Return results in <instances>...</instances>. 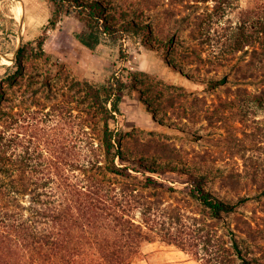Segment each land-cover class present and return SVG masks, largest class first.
<instances>
[{"label": "rangeland", "instance_id": "obj_1", "mask_svg": "<svg viewBox=\"0 0 264 264\" xmlns=\"http://www.w3.org/2000/svg\"><path fill=\"white\" fill-rule=\"evenodd\" d=\"M102 1L114 24L131 19L149 28L117 41L105 36L91 50L74 36L86 29L75 12L35 35L17 6L23 12V4L40 8L44 0H0V76L27 47L22 73L4 83L0 106V214L6 168L24 183L28 172L57 165L83 176L88 140L100 148L103 134L85 86L116 73L132 84L111 122L122 133L124 159L116 162L129 173L100 177L119 199L132 200L134 220L154 227L155 240L143 243L137 264H204L203 240L230 248L232 232L243 254L264 264V54L261 40L239 38L243 13L256 15V0H235L231 12L215 0ZM44 31L49 60L35 49ZM224 76L226 83L210 86ZM195 178L226 201H246L214 218L190 193ZM18 196L30 199L27 191Z\"/></svg>", "mask_w": 264, "mask_h": 264}, {"label": "trees", "instance_id": "obj_2", "mask_svg": "<svg viewBox=\"0 0 264 264\" xmlns=\"http://www.w3.org/2000/svg\"><path fill=\"white\" fill-rule=\"evenodd\" d=\"M46 1L51 13L49 24L53 28L57 27L64 14L75 12L78 15L86 29L74 36L91 50H95L105 36L117 41L129 32H142L145 27L149 28L131 19L114 24L108 15V6L102 0ZM215 1L228 12L234 10L235 0ZM256 3V15L250 11L243 13L240 26L244 32L239 38L248 44L261 40L264 54V0H256ZM248 24L255 27L249 34L246 33ZM47 37L44 31L36 38L35 49L49 60L50 54L44 50ZM172 41L170 38L169 43ZM26 49L23 44L13 63L7 65L0 76V106L6 97L4 83L13 85L22 73ZM226 82L227 77L224 76L211 80L209 84L214 87ZM131 90V82L116 73H112L106 83H86V96L101 114L103 134L100 148L95 147L94 140H88L89 153L80 179L57 165L47 170L28 172L30 175L24 183L22 174L5 169V203L0 214V264H137L144 255L143 243L155 240L154 227L148 224L150 220L142 223L134 220L127 212V204L129 206L132 200L119 199L113 185L100 177L105 172L129 173L127 165L116 162L117 158L124 159L122 133L113 128L111 122H117V117L122 115L121 101ZM260 96L264 97V91ZM99 149L101 153L95 154ZM25 191L30 197L28 203H23L18 196ZM190 193L218 219L246 201V198L237 202L226 201L206 189L200 178L192 180ZM230 241L231 247L227 248L211 238L203 240L202 248L209 253L201 257L204 264H231L233 257L239 259V264H254L252 258L243 254L233 232ZM209 246L211 248L207 249Z\"/></svg>", "mask_w": 264, "mask_h": 264}, {"label": "crops", "instance_id": "obj_3", "mask_svg": "<svg viewBox=\"0 0 264 264\" xmlns=\"http://www.w3.org/2000/svg\"><path fill=\"white\" fill-rule=\"evenodd\" d=\"M42 9V15L38 13V9ZM32 5L30 3L23 4V12L21 18L23 19V24L28 31L34 30V34H39V30L44 28L45 24L49 22L51 16L49 5L46 0L41 4V7ZM78 41V40H77ZM79 42V41H78ZM82 47L88 48L82 44Z\"/></svg>", "mask_w": 264, "mask_h": 264}, {"label": "bare ground", "instance_id": "obj_4", "mask_svg": "<svg viewBox=\"0 0 264 264\" xmlns=\"http://www.w3.org/2000/svg\"><path fill=\"white\" fill-rule=\"evenodd\" d=\"M17 14H18V16L21 17L22 9H21V7H19V5L17 6ZM21 20H22V19H21Z\"/></svg>", "mask_w": 264, "mask_h": 264}]
</instances>
